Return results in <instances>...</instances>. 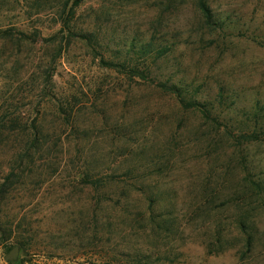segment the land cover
I'll list each match as a JSON object with an SVG mask.
<instances>
[{"label": "rangeland", "instance_id": "374dc122", "mask_svg": "<svg viewBox=\"0 0 264 264\" xmlns=\"http://www.w3.org/2000/svg\"><path fill=\"white\" fill-rule=\"evenodd\" d=\"M207 2L0 0V264H264V0Z\"/></svg>", "mask_w": 264, "mask_h": 264}, {"label": "trees", "instance_id": "16d2710c", "mask_svg": "<svg viewBox=\"0 0 264 264\" xmlns=\"http://www.w3.org/2000/svg\"><path fill=\"white\" fill-rule=\"evenodd\" d=\"M196 4H197V8L199 10V13L201 14L202 18L207 22V23H212V11L210 9V7L208 6V2L207 0H196ZM59 33L56 32L55 34H53L52 36H50L48 38V40H52V38H56L57 34ZM35 37L33 39L32 42H37L40 39H43L41 37V35L34 33L33 34ZM28 37V34L24 31L21 30H14L13 27H8L5 29H0V39H4V40H16L20 43H24L26 41ZM44 40V39H43ZM150 43H145L141 49H140V53L145 54L149 52L150 50ZM165 47L163 48H158L156 50V54L155 56H160L164 53ZM106 65H115L112 64L111 62L108 61H104L102 60ZM133 75H141L143 76L142 71L132 67L129 68ZM130 71V72H131ZM176 95L179 97V100L181 103L183 104H187L184 101V98L181 96V94L175 90V88H171ZM53 97V96H52ZM189 105L191 106L192 103L190 102ZM9 122L8 125H6V122ZM0 123V133L4 132L5 130L8 131H16L17 127L19 125H17L15 123V120L11 119V118H7L6 121L5 120H1ZM31 128V129H30ZM24 131H27V128H25V126L22 128ZM23 131V133H24ZM39 132V130L37 129V125L33 124L31 125V127H29V132H26L25 135V141H23V143H19V145L17 147H21V152H23L24 154H20L18 155V158L16 160H18V163L20 164L21 168H25V167H29L32 163H33V159H32V153L34 152H38V150L41 149V145L42 143L39 142L37 133ZM6 144L1 145V147H4ZM32 151V153H31ZM30 157V158H29ZM16 160H9V162L7 163H3L0 161V164L4 165L5 167H9L14 161ZM13 173V168H11L7 174L3 177V180L0 181V243L4 244V245H9L8 243H10L12 240L15 241L16 244H18L22 249H25V251H27V246L25 241L23 240V238L21 237H17V236H13V232H14V224H13V219L11 218V216H13V212H11V206H9V198H10V194L12 192L11 185L13 183V180H10V176ZM11 249V248H10ZM25 259H21V264H25ZM9 264H12L9 262ZM137 264H139V261L137 262Z\"/></svg>", "mask_w": 264, "mask_h": 264}, {"label": "water", "instance_id": "95a60500", "mask_svg": "<svg viewBox=\"0 0 264 264\" xmlns=\"http://www.w3.org/2000/svg\"><path fill=\"white\" fill-rule=\"evenodd\" d=\"M19 254V246L15 245L13 246L4 256L5 260L13 261L17 258Z\"/></svg>", "mask_w": 264, "mask_h": 264}]
</instances>
